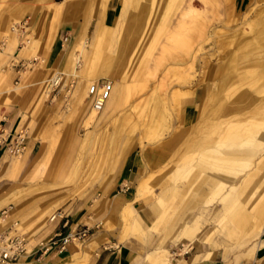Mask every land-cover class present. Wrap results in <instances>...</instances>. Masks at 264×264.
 I'll list each match as a JSON object with an SVG mask.
<instances>
[{
	"label": "rangeland",
	"instance_id": "rangeland-1",
	"mask_svg": "<svg viewBox=\"0 0 264 264\" xmlns=\"http://www.w3.org/2000/svg\"><path fill=\"white\" fill-rule=\"evenodd\" d=\"M133 1L126 7L124 0H0V105L26 111L17 128L26 132L25 149L10 151L13 156L4 153L7 145L2 151L0 195L19 186L26 192L20 204L13 196V207L0 206V215L8 214L0 232L26 237L27 250L35 253L57 225L50 214L83 210L78 222L90 227L83 244L90 252L116 243L135 248L134 264H192L196 255L202 264H264V0H152L144 12L145 0L136 7ZM61 2L71 14L66 19L89 20L87 44L103 14L118 23L114 66L125 71V102L90 123L91 112L76 102L84 57L82 65L67 63L77 35L61 41L62 66L50 64L64 20L55 14ZM51 12L47 26V18L35 26L37 16ZM98 37L110 49L108 34ZM23 58L27 65L16 71ZM211 67L216 71L209 74ZM57 72L64 81L54 91L48 83ZM201 92L197 103L207 113L196 129L185 124L188 119L181 123L179 110ZM220 100L225 103L217 106ZM181 127H188L183 146L158 163L172 131ZM228 146L242 151L220 152ZM17 158L27 166L12 168ZM148 161L150 183L135 199ZM213 176L221 182L212 189ZM197 216L199 228L182 235Z\"/></svg>",
	"mask_w": 264,
	"mask_h": 264
},
{
	"label": "crops",
	"instance_id": "crops-1",
	"mask_svg": "<svg viewBox=\"0 0 264 264\" xmlns=\"http://www.w3.org/2000/svg\"><path fill=\"white\" fill-rule=\"evenodd\" d=\"M139 1L140 0H138V1L134 0L133 1L134 7L138 6ZM150 1H152V0H148V2H150ZM140 3H141V1H140ZM126 4L129 5V0H124V5H126ZM127 5H126V7H128ZM62 6H63V2L56 3V5H55V9H56L55 14L59 17V19L62 18L64 20L61 21V23H60L59 30L57 32V34H58L57 40H56L55 44L52 46L50 53H49L50 58H51V60H50L51 67H59V66H62V64H63L64 53H63V44L61 42L62 39L68 38V36H70V34L78 35L80 33L79 31H81V29L84 27L85 22L88 20V19H86L84 22H82L83 24L81 25V20L78 18L66 19L67 18L66 14H70V13H68V11H65L64 8H62ZM123 12H124V10H123ZM52 16H53V12H51L49 15L41 14V15L37 16L38 19L35 22V26L42 27L46 22V18H47V22H46V26H47L49 24V19ZM103 16H104V14L99 19V21H101L103 19ZM107 16L109 17V15H107ZM98 22L94 25V30L97 27ZM114 22H112V21L107 22L106 21V23L109 25L114 24ZM89 24H90V22H88L87 26H85L86 32L90 29ZM28 25H29V22L23 20V26L26 27ZM133 33H136V32L133 31ZM132 38L133 37H130V39H132ZM133 42L134 41L131 42V41H129V39H127V46L126 47L127 48L130 47V49H132L134 47ZM75 60L81 61V57L80 58L76 57ZM27 62L28 61L25 60L24 58L21 59V61L19 63L14 65L16 71L22 70L27 65ZM67 63L72 64V57H70V56L68 57ZM123 63L124 62L120 61L119 66L122 65ZM77 72L78 71L75 70L73 74L75 76H79V74ZM100 79L101 78H99L98 80H100ZM231 79H232V76H231ZM79 84H80V79L78 80V85ZM114 87H115V84H114ZM114 87H113V89H114ZM204 89L205 90L210 89L209 91H211V87H209V86L204 87ZM201 96H202V92L200 95H197V97L186 98L182 102L183 107L192 108V113H191V115L187 116L186 119H188V122H186L185 124L189 123L190 127L196 128V129L200 126L199 124L203 123V121L205 119V113H207V112H205V110H201L202 104L200 105L201 106L200 107L197 103L198 98L201 99ZM218 105H219V102L217 103V106ZM25 112H26L25 109H23V107H21L20 105H17V104L11 105V106H8L5 104L0 105V127H2L4 132L10 131L9 132V136H10L11 133L13 134L15 131H17L18 126L21 125V123L23 122ZM102 119H103V117H102ZM172 122L174 123V120ZM175 122L180 123V117L178 116V114H177V119L175 120ZM169 125H172V124L169 122ZM178 127H180V126H178ZM4 132H3V134H4ZM187 133H188V127H181V128H178V129H175L172 131V134H171L169 141L160 150L161 151V158L158 159V163L162 162L163 158L168 157V155H171V154L175 155V153L178 152L179 149H181V147L183 146V139H184V137L187 136ZM6 142L7 141L0 144V160H1L2 151L5 148ZM32 146H33V140L31 141V143L29 145V152L32 149ZM26 158H27V156H25V161L28 160ZM39 162H40V159H36V165ZM22 163H23L22 160L17 158L14 161V164H12V168L17 167V166L23 167L25 165V163L24 164H22ZM26 166L27 165H25V167ZM150 169H151V162L148 161V163H145L144 170L139 177V180L137 183V191H136L135 199H139V197L141 196V192H143V189L140 188V181L143 178H145L151 174ZM28 177L32 178V173H29ZM209 181H208V183L212 186V189L214 187L216 188V187L220 186L219 184L221 181L217 180L215 178V176L210 178ZM19 188H17V190H15L13 188V190L11 192L6 193V194L3 193L2 195H0V206L3 204L6 205L8 203L11 204L13 202L11 200V198L14 196V194L20 195L23 192L24 193L26 192L24 187L19 186ZM203 190H207V189H203ZM51 216H52V214H50V217ZM84 216H85V212H83V210L81 212L79 210H77L75 213V216H74V214H71L69 226L65 227L62 231L64 233H67L69 231L74 230L77 226L80 225V222H78V220L80 221L81 219L84 218ZM196 218H198V216ZM193 219H195V218H192V220ZM189 222L185 226L189 225ZM185 226L183 227V229L181 231L182 235H184V234L185 235H192L194 232H192V234L189 232L186 233V227ZM56 229H57V225L53 228V231ZM88 236L89 235H87L84 238L71 240L69 243H67L65 249H61L59 247H54L53 249H51L47 252L46 251L37 252L35 254L29 253L30 252L29 251V252H27V254L22 256V258L18 262H16L15 264H134L133 262L136 259L137 251L135 250V248L133 246L128 245V244H116V243H111L108 245H102L101 244L98 251L90 252V250L87 248L89 245H83L86 242ZM260 252H264V249H262ZM210 254H211V251H208L206 256H209ZM263 256L264 255H261V257L259 259L263 258ZM259 259L257 258L258 262H259ZM241 261L242 260H238V263L234 262V261H226V262H224V264H239ZM243 261H245V260H243ZM202 263H203V261H202V257H200V255H196L193 262H192V264H202Z\"/></svg>",
	"mask_w": 264,
	"mask_h": 264
},
{
	"label": "bare ground",
	"instance_id": "bare-ground-1",
	"mask_svg": "<svg viewBox=\"0 0 264 264\" xmlns=\"http://www.w3.org/2000/svg\"><path fill=\"white\" fill-rule=\"evenodd\" d=\"M151 2H148V0H145L141 7L140 10H143V12L145 10H149L148 7ZM192 4V3H191ZM195 9L197 8V10L194 9V11L196 12H200V7L197 6L196 4H194ZM195 12V13H196ZM200 14V13H199ZM197 15V14H196ZM194 17V16H193ZM197 17V16H196ZM245 20V19H244ZM89 20H87L84 24V27L81 29V31H79L80 33L77 35L76 37V41H75V49L73 51H71L70 53V57H72V59L76 62L75 58L77 57H81V55H83L84 57V62H85V67L82 69V85L81 87L77 90L76 95H77V106L79 108H83L84 112H91L89 123L90 120L94 119L96 117V115L98 114V112L101 113V116H108L111 112H113L115 109H117L118 107H121L124 102H125V97H126V90H127V85H126V77H125V71H123V69L120 68H116V66H114V60L117 59V47H116V41L119 40V38L114 34L115 32V28L118 26V23L115 21L114 24L109 25L106 23V20H104V16L103 19L101 21L98 22L97 27L95 28V30L93 31V35H92V39L91 42H89L88 44L86 43V36H84L85 31H86V27L88 24ZM247 23V20H245L243 22V24ZM102 32L107 33L108 34V38L107 41L110 43L111 47L110 49H106L104 46H102V41L99 40L98 35L102 34ZM210 35V34H209ZM208 35V37H209ZM193 56H191L192 58ZM194 61L195 58L193 59L191 66H194ZM234 61V60H232ZM74 62V63H75ZM81 65L82 62L79 60L78 61ZM228 66H226L228 69L231 68L230 63H226ZM72 65H73V61H72ZM184 68V67H183ZM222 67L220 68V72ZM255 72H257V68L252 69ZM250 70V71H252ZM216 71V67H211L209 68V70L207 71L209 74L210 72H214ZM249 71V72H250ZM229 72V71H228ZM228 73H226L225 75H227ZM61 77H63V81H64V74L63 72H57L53 75V77L51 78V80L49 81V83L54 80V82H58L59 79H61ZM76 77V76H75ZM74 77V79H75ZM110 78L112 79V81H115V87H114V82L110 81L113 84L114 89L112 88V92L110 97L106 100L105 104L103 105V107L101 109H97L93 106L92 104V99H91V94H90V89L92 84L99 82L100 80H98L99 78ZM76 80V79H75ZM74 80V83H75ZM98 80V81H97ZM104 80V79H103ZM73 85L71 86H74ZM88 85V88H85V86ZM225 84V83H224ZM51 87H54V84L50 85ZM62 86V85H61ZM78 87V86H77ZM87 89V92H86ZM188 100V99H187ZM220 105H224V101L220 100L219 101ZM196 108V107H195ZM233 110V109H232ZM99 113V114H100ZM179 113L181 114V119L182 122L184 123L186 121V118L188 115H191L192 113V108L190 107H183L181 106V109L179 110ZM180 116V115H179ZM235 117V116H234ZM231 122V121H230ZM2 128V127H1ZM25 132L24 130H17L15 131L12 135H16L19 132ZM10 131H6L4 132L6 134V137L9 135ZM237 138V137H236ZM25 142H26V132H25ZM227 148H231V149H222L220 150V152H224V153H228L230 155H233L235 152L239 153L242 150L238 149V148H233V147H227ZM25 149V148H24ZM23 149V150H24ZM9 151H4L6 154L13 156L12 154H19L20 152H13V150H11V147H8ZM11 151V153H9ZM20 158V157H19ZM148 163V162H147ZM215 165V164H214ZM31 171V170H30ZM33 171V170H32ZM31 171V172H32ZM30 172V173H31ZM29 174V173H28ZM152 174V173H151ZM151 174L145 178H143L140 181V188L143 189V191L145 190V188H147L148 184L150 183L151 180ZM250 176V175H249ZM245 177V176H244ZM153 179V178H152ZM243 181H245V178L242 179L240 181V183H242ZM152 183V182H151ZM151 186V185H150ZM153 187V185H152ZM147 190V189H146ZM210 190V189H209ZM142 193V192H141ZM14 201L15 203L18 205L21 203L22 201V197H20V195L15 194L14 195ZM8 206L13 207L12 204H9ZM5 206V207H8ZM5 207L3 209H5ZM242 207V206H241ZM12 213V210L10 211ZM55 212H53L54 214ZM52 214V216H53ZM129 215V214H128ZM52 216L50 217L51 221H55L52 219ZM8 214L5 215H0V221H7L8 220ZM259 219V218H258ZM198 218L193 219L192 221L189 222V225L185 226L186 227V233L189 232L192 234V232H195V229L198 227L197 223H198ZM200 221V220H199ZM258 224V223H257ZM197 226V227H196ZM260 226V225H259ZM199 228V227H198ZM197 228V229H198ZM197 231V230H196ZM185 235V234H184ZM30 251L29 253H34V249H29L26 251V253L23 254V256L25 254H27V252ZM165 252V251H164ZM35 254V253H34ZM22 258V257H21ZM20 258V259H21ZM19 259V260H20ZM17 261H7L3 264H15Z\"/></svg>",
	"mask_w": 264,
	"mask_h": 264
},
{
	"label": "built area",
	"instance_id": "built-area-1",
	"mask_svg": "<svg viewBox=\"0 0 264 264\" xmlns=\"http://www.w3.org/2000/svg\"><path fill=\"white\" fill-rule=\"evenodd\" d=\"M63 82V77L59 79L58 82L52 80L48 83L49 87L54 91L57 88H61ZM54 84V87L50 85ZM113 84L108 80L101 79L99 82L92 84L90 89L92 104L95 108L101 109L105 104L106 100L110 97L112 92ZM52 90V91H53ZM23 131V130H22ZM4 130L0 127V144L6 142V145L13 150V152H20L25 147V132H19L16 135H8L4 133ZM7 210L3 209V213ZM70 213L59 208L55 211L52 216L53 220H57V229L54 230L52 236L49 240L41 244L35 253L44 252L53 249L54 247H59L65 249L67 243L71 240H76L79 238L86 237L90 232V227L88 225H79L74 230L64 233L62 230L69 226L70 224ZM28 247V241L26 237L18 234H10L8 232H0V264L7 261H17L24 253H26Z\"/></svg>",
	"mask_w": 264,
	"mask_h": 264
}]
</instances>
